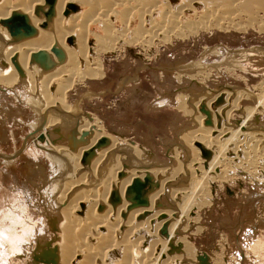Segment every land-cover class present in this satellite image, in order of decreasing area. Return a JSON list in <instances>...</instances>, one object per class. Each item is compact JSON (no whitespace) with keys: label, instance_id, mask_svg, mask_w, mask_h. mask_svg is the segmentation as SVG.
Wrapping results in <instances>:
<instances>
[{"label":"bare ground","instance_id":"1","mask_svg":"<svg viewBox=\"0 0 264 264\" xmlns=\"http://www.w3.org/2000/svg\"><path fill=\"white\" fill-rule=\"evenodd\" d=\"M13 1L16 0H0V67L4 64H9L8 68L0 72V86L5 87L1 91H11L19 83V85L27 84L29 90L32 88L36 92L31 90V94L33 97L35 96L37 103L41 107L37 104L40 108L35 109L37 117L34 122L33 133L30 134V141L35 144L36 138L43 136L45 138L42 143L43 147H37L36 144L37 149L46 150L47 148L49 153H51L49 157L56 160L62 167L65 165L68 169L66 173H71L69 175H73V177L69 176V179H66L68 178L66 177L63 182L69 180L70 183L65 186H63L64 184L62 185L64 188H61L62 190L54 196L55 199L51 197L52 206L50 208L53 215L51 214L52 217L48 218V220H53L59 236L55 246H50L46 239V231L50 228L49 223L47 226L44 223L47 228L43 225L44 228L42 230H38L34 226L31 227L30 224L28 229L26 228L27 233L24 232V229L21 234L12 233L11 228V232L3 229L5 228V223L3 224L5 220H12L20 225L17 221L20 219L15 218L17 212L15 211L16 209H13L14 207L0 212V228L3 230L1 240L11 243L17 258H21V256L27 258L33 253V249L30 248L25 238L32 233H36L35 235L39 236V238L32 235L35 237L34 241L37 243L35 245L38 246V249L32 256L43 255V261L46 262L47 260L48 264H190L187 262H191V260L196 258L191 242L186 237L176 238L175 235L178 234L180 227L189 221L192 211L198 206V200H203L205 195L210 197L209 185H211L213 177L217 173V168L219 166L221 169L223 168L221 171L219 170L220 173L227 171L226 159L229 153H233L234 156L239 154L244 157L257 152L259 154L260 152L264 156V131L257 130V128L248 124L245 125V128L241 127L240 129L234 128L230 124V115L239 109L237 105L240 102L239 100L242 97L247 98L249 94L247 96L246 94L248 92L245 94V91L241 92V90H238L241 93H235L232 90V93H229L231 91V89L229 91V87H227L228 90L227 88L224 89L225 92L228 91V93L224 94V103L221 105L223 102L222 98L219 101H217L218 99L215 100L219 106L221 105L218 108L219 110H216L217 114H214L211 108L213 101L206 102L208 104H206V108L211 112L212 117L214 115L213 118L216 116L219 118L217 120L218 123L212 119L215 121V123L212 121L214 127L209 129V126L205 130H197V132L199 131L198 133L196 132L192 135L191 132V135L187 136L188 139L191 137V144H188L187 147L188 151L191 150L190 152L193 153V158L189 164H186L187 166L183 167L180 164L176 169L172 170V175L170 173L168 175L170 178L167 177V169L165 167L160 169V165L155 167L148 162H143V154L135 146L127 145L123 140L121 141L116 137L106 136L103 124L97 121L93 122L94 120L89 117L84 119V116H82L77 129L76 120V125H74L76 130L71 132L72 135L70 137L59 132L60 130L57 132L56 128L61 124L64 127L63 119L66 120L67 117H64L70 113L72 108L68 105L66 95L71 89L73 82L76 79L102 78L104 72L100 63V55L116 52L118 44L128 41L127 36L129 33L126 36L113 30L114 26H116L115 24H117L116 22H118L119 14L142 15V18H139L140 23L137 29L140 33L136 35L139 37L136 38V41L130 38L135 44L144 45L147 43L153 44L155 40L166 42L171 38L186 37L199 31L209 30L214 26L222 31L231 28L242 31L245 29L243 28L244 25L241 27L234 21L253 20L256 17L264 20V0H178L176 5H173L176 2L172 3L173 0H135L134 4L131 5H128L127 0H55L53 5L47 3V0H20L16 4ZM119 6L125 7V10L121 13L120 11L117 12ZM49 11L52 14L48 17ZM14 14L24 15L28 24L35 30V33L26 37L24 35L12 36L2 22L9 21ZM248 21L250 23V20ZM255 21L257 20L255 19ZM46 23H48V26L45 28L44 25ZM95 25H100L104 29L106 38L103 37L105 38L103 39L96 35L94 42H92V28ZM126 27L130 29L129 23H127ZM258 28L264 31V23L259 24ZM233 54H235L232 56L233 58H228L229 61L236 63L240 60L242 64L246 61L249 65H255V67L247 68L248 65L242 66V64L240 66L233 65L234 67L229 65V68H225L226 71L241 69V71L252 75H260L262 80L259 86V94H257V106L253 108L247 107L242 110L241 115L247 121L252 119V115H255L254 112L256 111H260V116H264V107L261 106L264 103V72H262L264 68L261 70V68L257 67L260 64H264V61L258 59L263 56V53L259 48H256L249 52L239 53L240 55L237 53ZM46 82L48 83L46 84ZM120 86H124V84ZM215 96L218 97V95ZM230 96H233L234 102L227 107ZM201 102L202 100H199L198 104L196 103L197 107ZM181 103H183L181 108L187 115L192 117L194 113L190 109V111L186 109V102L181 101ZM33 108L35 107L33 106ZM224 108L225 110L223 111ZM74 109L77 110L76 108ZM152 109L159 108L155 105L149 110ZM209 111L205 109L206 113H203L206 118L211 117ZM67 120L71 119L67 118ZM195 120L201 130L204 117L201 119L196 118ZM260 120L259 117H256L255 123L259 125ZM196 122L194 123L196 124ZM67 130L69 131V129ZM34 136L36 137L34 138ZM82 136H84V140L81 138ZM99 141H101L99 146L104 147L102 148L103 150H100L101 152L98 151L100 153L98 158H94L97 159V163H95V167L93 166L94 168L90 173L83 174V165L81 163L83 155L91 148H96ZM196 144L200 145L199 149L202 153L205 151L209 154L208 157H203L206 161L202 156L200 157L201 152L196 147L195 149L192 148ZM181 147V150H184V147ZM123 150L127 152L124 153ZM178 151L176 153L177 159L180 153ZM64 153H71L72 157H70L72 159L69 160L68 164L65 161L67 158L65 159L61 156ZM109 154H111L108 157L109 162H106V157ZM15 156L19 155L16 154ZM6 157L4 156V159ZM5 161L7 160L5 159ZM104 162L106 163L104 164ZM258 162L262 165L264 157L255 159L252 162V166L248 165L246 169L245 167L243 168L245 171L253 170L254 173L259 164ZM103 165L108 168L106 174H103V169L105 168ZM242 165L246 166V163ZM123 169L126 170L127 174L124 175L126 177L121 175L120 177H123L121 179L119 175L123 172ZM181 175L185 176L183 180L187 179V184H184V187L179 182L181 185L178 184L179 186L175 187V190L173 186V188L168 186L167 189H164L167 185L166 183L175 180L179 176L181 177ZM151 176L153 180L159 181L160 185L155 184ZM262 176L264 178V174ZM159 177L160 179L161 177H167L168 179L159 180ZM179 179L182 181L181 178ZM135 183H138V185L136 184V190H142L141 195L145 201L144 204H139L137 200L138 193L132 191ZM87 185L95 186V188L86 190L87 188H84ZM51 189H54V186ZM150 191L151 193L149 194ZM164 191H166L165 194H167L168 200L172 201L171 209L158 210L156 206H161L162 208V205H158L157 201L164 195ZM110 197L112 198L111 202ZM109 203L113 206L111 208L115 209H111ZM57 204L65 207L63 210L58 211L62 207ZM163 205L165 204L163 203ZM81 212H85L84 215H81ZM22 217V215H19V218ZM199 228L197 229L200 230ZM162 229L163 235H166L167 239L161 236ZM170 245L173 249L177 248L176 254H172L173 256L168 255ZM260 247H263V245H260ZM3 255L4 253L0 250V258ZM35 256L30 260V262L32 261L31 264H37L36 261L33 262ZM184 260L188 261L184 262ZM198 260L201 264H206L201 256ZM220 264L224 263L221 261Z\"/></svg>","mask_w":264,"mask_h":264},{"label":"rangeland","instance_id":"2","mask_svg":"<svg viewBox=\"0 0 264 264\" xmlns=\"http://www.w3.org/2000/svg\"><path fill=\"white\" fill-rule=\"evenodd\" d=\"M18 1L20 0L13 1V3L15 2L14 4H16ZM127 1L129 3L128 5L134 4L135 2V0ZM47 3H49V0ZM51 3L54 4L55 0ZM172 3L176 5L178 4V0H173ZM119 7L117 12L120 11L121 13L125 10V7ZM51 11H49L48 14ZM119 15L118 22H116L117 24H115L116 26H114L113 30L126 36L128 35L127 33H129L127 36L129 38H127L128 41H125L126 43L122 42L120 45L118 44L116 52H108L100 55V63L104 72L102 78L76 79L73 82L71 89L66 95L68 105L72 108L70 113L64 117L71 120H69V122L67 118L66 120L63 119L64 122L62 123L65 124V128L63 124H61L57 126V132L60 130L59 132L64 133L67 137L69 135L70 137V135H72L71 132H75L77 129L78 123L81 120L80 118L82 116H84V119L89 117L94 120L93 122L97 121L103 124L107 134L106 136L116 137L121 141L123 140L127 145L135 146L136 149L143 154V162H148L155 167L160 165V169L165 167L168 177V175H172V170L176 169L180 164L181 166L183 165V167L187 166L186 164H189L193 158V153L190 152L191 150L188 151L189 149L187 147L188 144H191V137L188 139L187 136L189 134L191 135V132L193 135L197 130L202 131L209 126V129H211L214 127L215 121L218 123L217 120H219V118H217L216 115V119L213 118L214 115L212 117L211 112L206 108L208 105L206 102L209 103L213 101L211 108L214 114H217L216 110H219L218 108L224 103V94L228 93V91L225 92L224 90L227 87H229V91L231 89L229 93H232V90L235 93L241 90V92L245 91V94L248 92L246 96L249 94L247 98L242 97L239 100L240 102L237 104L239 109L230 115V124L233 125L234 128L237 127V129L241 127L245 128V125L248 124L257 128V130L264 131V116H260V111L254 112L256 116L252 115L250 121L245 120L241 115L242 110L247 107L253 108L257 106V94H259V86L262 81L261 76L243 72L241 69H235L234 71L225 70V68H229V65L230 67H234L235 65L240 66L242 64L240 60L236 63L228 60V58H233L232 56L235 55L233 53L242 54L259 48L263 56H260L261 58L258 59L264 61V31L258 28L259 24L261 25L264 23V20L259 17L255 18L257 21H255V19L235 20L234 22L241 27L244 25L243 28L245 29L242 31L234 28L222 31L214 26L209 30L199 31L196 34H190L186 37L171 38L166 42L155 40L153 44L147 43L139 45L137 43L135 44L134 41L139 37L136 35L140 33L137 29L142 15ZM122 15L125 17H122ZM124 18L126 19L124 20ZM245 20L246 22H244ZM248 20H250V23ZM127 23H129L130 29L126 27ZM2 24L4 25V22H2ZM122 24H126V26L124 27ZM44 26L46 28L48 23ZM4 27L9 31L6 25H4ZM28 27L30 28L31 26L28 25ZM125 30L126 32H124ZM105 34L104 29L100 25H95L92 28L91 41L94 42L96 35L97 37L106 38ZM130 37L133 38L134 41ZM245 65H248L247 68L251 66L255 67V65H249L248 62L244 61L242 66ZM1 67L0 72L8 68L9 64H4ZM257 67L262 70L264 64H260V66ZM262 72H264V69ZM47 83L48 82H46V84ZM123 84L124 86H120ZM2 88L4 89L5 87L0 86V212L4 209L9 210L14 207L13 209H16L15 211L18 215H16L15 218L20 219H16L20 225L12 220H5L3 222V224L5 223V228L3 229L7 230V232H11L12 229V233L21 234L24 229V232L27 233L26 230L30 224L31 227L34 226V228L42 230L44 227L47 228L46 226L49 223L50 228L47 230L48 232L46 231V239L50 243V246L53 247L56 245L57 237L59 236L53 220H48V218H51L53 215L50 208V206H52L51 201L52 198L55 199L54 196L62 190L61 188H64L63 186L70 183L69 180L64 182L63 180L66 177H68L66 179H69V176L73 177V175H69L71 173H66L68 169L65 165L62 167L56 160L49 157L51 153H49L47 148L46 150L37 149V147L42 146L45 140L43 136L36 138L35 144L30 141V134L33 133V126L37 117V115H35V109L39 106L41 107V105L37 103L35 96L33 97L31 94L33 89L31 88L29 90L27 84L19 85V83L14 86L15 89L12 88L11 91L8 92H2ZM214 94L218 95V97ZM230 97L228 98L227 107L231 106L234 102L233 96ZM186 98H188L187 101H185ZM221 98L223 102L219 106L217 101ZM198 99L202 100V102L197 107L199 102ZM181 101L184 103L186 102V109H190L194 113L192 117L187 115L181 108L183 105V103L180 104ZM155 105L159 109L149 110ZM192 105L195 107L194 109ZM263 105L264 103L261 104L262 107H264ZM33 106L35 108H33ZM205 109L209 111L211 119L206 118L203 114L206 113ZM224 110L225 108L223 111ZM201 114L203 115L201 116ZM203 117V128L200 130L195 119H201ZM256 117L261 119L259 122L260 127L255 123ZM194 122H196V124ZM74 125H76V129ZM67 129H69V131ZM35 137L36 136H34V138ZM81 138L84 140V136ZM81 138L80 140H82ZM100 144L101 141L97 143L96 148H91L83 155L81 161L83 165V174L90 173L95 167L97 159L94 158H98L100 154L98 151L103 150L102 148L104 147L99 146ZM181 146L184 147L183 149L186 151V155L185 151L181 150ZM195 147L201 152L198 144L194 145V147L192 146L193 149H195ZM126 150H123L124 153L127 152ZM173 150H179L178 159L176 158L177 151L174 152ZM16 154L19 156H15ZM115 154L117 155V153ZM4 156H7L5 159L8 162L5 161ZM61 156L65 159L67 158L65 160L67 164L69 160L72 159L71 153H64ZM110 156L111 154L106 157V162H109L108 157ZM186 156L190 158L187 159ZM201 156L202 158L204 157L202 152L200 154V157ZM263 157V153L260 152L259 154L257 152L244 157H241L239 154L238 156H234L233 153H229L226 159V165L228 167H226V174L224 171L220 173L223 168L221 169L220 166L217 168L218 174L216 173V175H214L211 185H209L210 197L209 195H205L203 200H198L197 209L195 208L194 211H192L193 215H190L189 221L180 227L177 232L179 235H175L176 238H188L194 248L196 256L194 259L195 261L191 260L190 262L187 260V262L184 260V262L201 264L198 260L201 256L206 264H220L221 261L224 264H264V178L262 176V174H264V162L262 165L258 162L259 164L254 173L253 170L245 171L243 168L245 167L246 169L248 165L252 166V162L255 161V159L257 160ZM204 160L206 161V159ZM90 161L92 162L90 163ZM106 162H104V164ZM244 163H246V166L242 165ZM103 167H105V165H103ZM122 171L119 178H121V175L126 177L124 176L127 174L126 170L123 169ZM107 172L108 168L105 167L103 169V174ZM59 176H61V179ZM123 177L121 179H123ZM167 177H161V179L159 177V180H164ZM184 177L185 176L181 175V177L179 176L175 180L169 181L166 183L167 185L164 189H167L168 186L169 188L173 186L174 188H172L175 190V187L181 185L180 183H182L184 187V184H187V179L183 180ZM179 178H181L182 181H180ZM153 182L160 185L159 181H156V179L153 180ZM53 186L54 189H51ZM90 188L93 189L95 186L87 185L84 189L90 190ZM165 192L166 191H164V195L157 201L158 205H162V208L161 206H156L158 210L171 209L172 201L168 200ZM150 193L151 191L149 194ZM111 199L110 197V202ZM163 203L165 205H163ZM109 204L110 208L113 207L111 203ZM58 206L60 207L61 205ZM61 207L62 208L58 211H61V209L63 210L65 206ZM86 207L87 204L85 205V211ZM20 208L21 210H19ZM84 213L85 212H81L80 214L84 215ZM19 215H22L24 218H19ZM38 220L39 222H37ZM44 223H46V226ZM6 225L10 226L7 227ZM197 226L200 227V230L197 229ZM185 228L187 229L185 230ZM32 234L36 238H39V236L35 235L36 233ZM32 234L25 239L30 248L33 249L32 254H35L38 246H36L37 243H35V237H33ZM2 236L3 230L0 228V250L4 253L3 257L0 258V264H31L32 261L30 262V260H32V257L35 255L32 256L31 254L27 258H23V256L17 258V254L15 250H13L14 248L11 243L2 241ZM161 236L166 239L168 238L166 235H163V229L161 231ZM260 245H263V247H260ZM169 247V254H167L170 256L176 254L177 248L173 249L171 245ZM43 259V255L35 256L33 262L36 261L37 264H48L47 260L44 262Z\"/></svg>","mask_w":264,"mask_h":264},{"label":"water","instance_id":"3","mask_svg":"<svg viewBox=\"0 0 264 264\" xmlns=\"http://www.w3.org/2000/svg\"><path fill=\"white\" fill-rule=\"evenodd\" d=\"M48 1V0H47ZM53 0H49V4L52 2ZM51 5H53V3H51ZM52 12H50L47 16H51ZM4 25H6L9 28V31L11 33L12 36H19V35H24L26 36H31L33 35L35 32L34 29H32L31 27H28V22L25 18V16H22L21 14H14L12 16V18L9 21L4 22ZM200 147V145H199ZM204 157H208L209 154L205 151H203ZM138 183H135L134 187L132 188V191H135L138 193V201L139 204H144L145 201L142 199V193H141V189L136 190Z\"/></svg>","mask_w":264,"mask_h":264},{"label":"crops","instance_id":"4","mask_svg":"<svg viewBox=\"0 0 264 264\" xmlns=\"http://www.w3.org/2000/svg\"><path fill=\"white\" fill-rule=\"evenodd\" d=\"M160 111V110H159ZM159 113V112H158ZM14 142V141H13Z\"/></svg>","mask_w":264,"mask_h":264}]
</instances>
